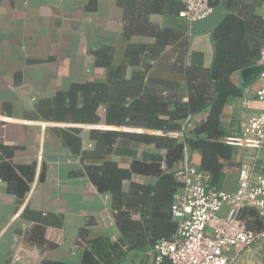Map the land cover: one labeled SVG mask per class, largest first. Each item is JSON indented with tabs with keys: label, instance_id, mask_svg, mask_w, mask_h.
<instances>
[{
	"label": "crops",
	"instance_id": "0c3cea01",
	"mask_svg": "<svg viewBox=\"0 0 264 264\" xmlns=\"http://www.w3.org/2000/svg\"><path fill=\"white\" fill-rule=\"evenodd\" d=\"M211 4L189 28L179 0H0V264H152L150 247L175 227L178 180L164 168L184 161L183 145L176 160L173 147L184 141L168 131L208 87L210 35L226 13L222 0ZM232 11L253 20L261 47L264 0H233ZM240 70L223 133L198 131L207 107L190 118L192 139L226 143L256 111V82L242 87ZM71 90L74 101L54 99ZM85 102L93 118L78 121ZM233 147L210 181L227 190L246 153ZM188 157L200 166L198 150Z\"/></svg>",
	"mask_w": 264,
	"mask_h": 264
},
{
	"label": "built area",
	"instance_id": "2783aa9c",
	"mask_svg": "<svg viewBox=\"0 0 264 264\" xmlns=\"http://www.w3.org/2000/svg\"><path fill=\"white\" fill-rule=\"evenodd\" d=\"M178 16L188 27L213 13L211 0H179ZM256 64L263 65L250 113L239 132L223 140L246 149L237 168L236 184L227 190L210 183L211 174L188 157L183 144V164L175 168L179 185L173 193L170 215L175 227L149 249L152 264H236L241 254L256 244L264 264V44ZM187 116L179 130L168 134L183 141L191 129ZM252 209L254 215H249Z\"/></svg>",
	"mask_w": 264,
	"mask_h": 264
},
{
	"label": "trees",
	"instance_id": "16d2710c",
	"mask_svg": "<svg viewBox=\"0 0 264 264\" xmlns=\"http://www.w3.org/2000/svg\"><path fill=\"white\" fill-rule=\"evenodd\" d=\"M222 2L226 13L212 29L210 35L213 45V58L210 68L207 71L210 82L208 83V87H201L198 95L196 94V97H198L195 100L193 99V103L190 102L189 99L184 102L188 106L184 107V113L180 116L185 119L187 116L191 117L193 114L208 107L209 113L206 121L198 127V131L206 130L208 133L215 135L223 133L218 122L219 114L223 105L230 96L241 95L240 88L230 79L231 73L235 70H240L254 65L259 57L260 49L263 46L259 47L257 45H253V20L244 19L234 14L232 11L233 0H222ZM196 83L197 82L193 84L192 91H196ZM75 86L77 85H74L73 88ZM207 89H210V93H205ZM88 90L89 89H87V91ZM61 96H64V98L69 99L71 102L76 98L74 90H71V92L66 95L56 94L54 99L57 100L58 97L61 99ZM100 99L101 96H98L96 101ZM89 113V106L87 103L83 104L82 108L76 112L75 119L78 121L91 120L93 116L91 118ZM180 128L170 131H176ZM194 129L195 127L188 131L189 135H187L183 141L187 145L188 149H196L202 154V160L199 167L203 170L210 171L212 181L215 182L220 176L222 161L229 159L235 151V148L232 145L223 142L192 139L191 137H193L195 133ZM113 134L116 133H104L102 138L111 141L114 139L112 136ZM173 142V147L175 149L174 153L176 155L174 160H176L177 157H179L180 149L183 144L182 142ZM164 169L166 171L165 177H167V181L172 182L173 173L170 170L171 167L166 164ZM29 183L30 181L28 184ZM174 185L175 191L179 182L177 181Z\"/></svg>",
	"mask_w": 264,
	"mask_h": 264
},
{
	"label": "water",
	"instance_id": "95a60500",
	"mask_svg": "<svg viewBox=\"0 0 264 264\" xmlns=\"http://www.w3.org/2000/svg\"><path fill=\"white\" fill-rule=\"evenodd\" d=\"M263 69V65L254 64L240 70L241 86L252 85L258 78L260 71Z\"/></svg>",
	"mask_w": 264,
	"mask_h": 264
},
{
	"label": "rangeland",
	"instance_id": "374dc122",
	"mask_svg": "<svg viewBox=\"0 0 264 264\" xmlns=\"http://www.w3.org/2000/svg\"><path fill=\"white\" fill-rule=\"evenodd\" d=\"M244 253L250 255L242 257L243 255L241 254V257L236 261V264H261V256L258 254L256 244H253L250 248L246 249ZM240 259H242V261H240Z\"/></svg>",
	"mask_w": 264,
	"mask_h": 264
}]
</instances>
